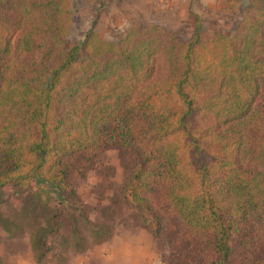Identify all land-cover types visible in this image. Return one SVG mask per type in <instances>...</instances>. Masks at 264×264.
I'll return each mask as SVG.
<instances>
[{
    "label": "trees",
    "instance_id": "16d2710c",
    "mask_svg": "<svg viewBox=\"0 0 264 264\" xmlns=\"http://www.w3.org/2000/svg\"><path fill=\"white\" fill-rule=\"evenodd\" d=\"M238 1L233 32L207 39L199 22L187 39L136 23L73 42L71 0H0V191L36 181L42 204L71 208L72 171L114 147L130 161L121 201L167 234L169 264H264V0ZM82 208L74 251L112 233Z\"/></svg>",
    "mask_w": 264,
    "mask_h": 264
},
{
    "label": "rangeland",
    "instance_id": "374dc122",
    "mask_svg": "<svg viewBox=\"0 0 264 264\" xmlns=\"http://www.w3.org/2000/svg\"><path fill=\"white\" fill-rule=\"evenodd\" d=\"M72 28L69 40L79 42L90 27L105 40L121 38L136 23H155L187 39L200 23L203 39L215 31L231 33L241 18L246 1L238 0H71ZM174 3L167 8L165 4ZM200 162V161H198ZM129 163L114 147L103 158L74 169L71 181L79 204L66 206L52 198L48 205L32 181L27 189L8 185L0 191V264H169L171 244L167 234L154 237L138 211L121 201ZM124 204V205H122ZM95 225L110 226L111 235L89 243L83 251L64 247L74 231L89 237V230L74 209ZM123 206V207H121ZM75 216L76 221L72 222ZM36 236L50 249L37 262L31 248ZM81 244V243H80Z\"/></svg>",
    "mask_w": 264,
    "mask_h": 264
},
{
    "label": "crops",
    "instance_id": "0c3cea01",
    "mask_svg": "<svg viewBox=\"0 0 264 264\" xmlns=\"http://www.w3.org/2000/svg\"><path fill=\"white\" fill-rule=\"evenodd\" d=\"M174 5V3L173 4H171V2H169L168 4H165V6L167 7V8H170L171 6H173ZM93 27H94V25H93ZM108 260H103L102 262L104 263V264H107V263H109V262H107Z\"/></svg>",
    "mask_w": 264,
    "mask_h": 264
}]
</instances>
